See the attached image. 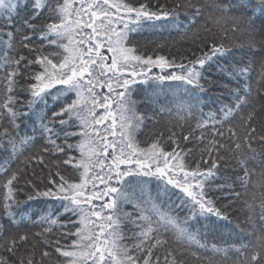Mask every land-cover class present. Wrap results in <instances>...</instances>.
<instances>
[{"label": "snow or ice", "instance_id": "obj_1", "mask_svg": "<svg viewBox=\"0 0 264 264\" xmlns=\"http://www.w3.org/2000/svg\"><path fill=\"white\" fill-rule=\"evenodd\" d=\"M189 7L195 12L183 25L186 37L210 32L208 23H230L247 34L248 51L237 58L232 45L211 43L186 63L138 54L134 34L163 31L155 24L161 20L180 29V10ZM211 7L193 30L201 9L191 0L171 8L0 0V264H264V128L253 125L264 119V0ZM153 68L160 72L149 75ZM150 81L182 82L191 98L159 108L169 114L172 151L159 138L146 147L136 139L155 115L138 113L132 96L135 85ZM213 86L223 91L205 113L201 94ZM105 88L109 95L98 91ZM189 119L195 123L185 133ZM178 138L198 142V160L185 161L196 153ZM45 156L56 158L57 170L44 178L32 169L29 177V166L45 164ZM219 161L230 162L231 175L219 171ZM127 204L133 212L124 211ZM233 212L244 234L238 241L220 234L219 221L232 223Z\"/></svg>", "mask_w": 264, "mask_h": 264}, {"label": "trees", "instance_id": "obj_2", "mask_svg": "<svg viewBox=\"0 0 264 264\" xmlns=\"http://www.w3.org/2000/svg\"><path fill=\"white\" fill-rule=\"evenodd\" d=\"M127 2V0H125ZM137 5L139 3H148L150 7L155 8L160 5H164L168 8L173 7L177 3H183L184 0H133ZM217 2V0H191L192 4L197 5L201 9V15L197 17L198 24L193 26V30L200 25L205 24L206 18L210 13H213L212 4ZM226 2V0H224ZM195 12L194 8H186L180 10V21L181 27L180 29L172 27L168 21L161 20L156 21L157 25H164L165 29L163 31L158 28H146L143 32L139 34H134L137 36V52L141 55H151L155 58L158 55H164L168 57L170 60H176L177 62H187V60L192 59V53L196 55H200L203 51H207L208 47H210L211 43L215 44H228L232 45V51L236 54L237 58H239L243 53L247 52L248 49L246 47L248 42V36L244 31L234 32L232 31L231 24H223V25H215L212 23H208V27L211 29L210 32H204L202 29L200 34L197 37L191 36V31L186 37L184 34L183 25L187 23V18L191 17ZM167 71H178V69H168ZM167 71L163 74H167ZM160 72L159 69L153 68L152 74H158ZM212 79H217L215 72L209 73ZM223 83V81H222ZM255 83V82H254ZM137 89L140 91L133 93L132 99L136 101V111L140 114L145 115H155V119L145 120L144 125L141 127L140 131L136 134V139L140 142L141 147H146L149 143L156 139H161V146L165 151H172L174 148V144L171 141H168L169 132L167 131V124L169 120V114L167 112H159V108L161 106H166L168 108L175 109V107L181 101H189L191 98L188 94L184 92V87L182 82L179 81H164L156 85L152 84L150 81L149 84L143 85L138 84L135 85ZM190 87V86H187ZM122 90V89H119ZM223 91L222 88L213 86L207 92L201 94L203 103L202 107L205 113H207L210 109L215 108L216 105L213 103L216 98ZM99 92H103L105 95H109L107 89H100ZM115 107V105H113ZM257 108H259V103H257ZM104 109H98V114L103 113ZM172 123H177V119L175 118V113H173ZM195 120L189 119L184 123L183 131L187 133L189 127L194 125ZM253 125L257 128V132H260L262 128H264V119H256L253 121ZM236 132L238 135H241L242 138V129L240 127L236 128ZM163 134L162 137L160 134ZM227 138V134L225 139ZM78 139V138H74ZM113 139V137H109V140ZM180 148L185 151L192 149L196 155L195 157L189 155L185 156L184 159L186 162H193L194 160L199 159V147L198 142L190 138L188 141H184L182 138H178ZM260 142L257 140L253 143V147H256ZM25 155H30V153H25ZM78 155V153L76 154ZM6 157V153L0 151V162H3V159ZM56 158H49L45 156V164H38L33 162L29 168L28 173L29 177H31L32 169H35L36 173H38L41 177L46 178L48 175V169L51 168L53 173L57 170L53 164L52 160ZM211 161H209L210 163ZM220 169L219 171L222 174L231 175L232 169L229 166L230 162L227 161H219ZM19 165V161L14 163V166ZM47 165V167H45ZM250 167L254 168L257 172L259 168L257 165L250 163ZM201 167H206L203 163H201ZM61 174H65L63 171V166L59 169ZM36 180V183L39 184L40 180L37 178H33ZM253 180L256 179V176L252 177ZM100 188L103 185H99ZM150 188H154V183L149 185ZM21 188H23V183L21 184ZM3 195V190L0 189V197ZM18 195L23 199L24 193L23 191L19 192ZM214 198L218 195L217 193H211ZM223 200V197H221ZM103 201H94L96 204H100ZM226 202V201H224ZM34 203V202H33ZM124 211L133 212V206L131 204H127L123 206ZM179 211V210H177ZM3 212V205L0 202V214ZM180 216L186 214V210L179 211ZM231 217L233 218V222L229 223L227 221H219L221 225L220 234L223 235L225 239L231 238L232 241H238L240 236L244 234L238 235V229L236 228V213H231ZM239 221L241 222V226L247 228L248 225L244 224V213L241 212L239 217ZM131 225L125 224V230L129 229ZM74 239V238H72ZM63 243V242H62ZM234 255V254H233ZM37 258H39V253H37ZM55 259V256L53 257ZM192 264H196L195 261Z\"/></svg>", "mask_w": 264, "mask_h": 264}, {"label": "rangeland", "instance_id": "obj_3", "mask_svg": "<svg viewBox=\"0 0 264 264\" xmlns=\"http://www.w3.org/2000/svg\"><path fill=\"white\" fill-rule=\"evenodd\" d=\"M110 55V54H109ZM100 89H98V91H99Z\"/></svg>", "mask_w": 264, "mask_h": 264}]
</instances>
